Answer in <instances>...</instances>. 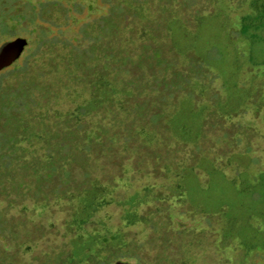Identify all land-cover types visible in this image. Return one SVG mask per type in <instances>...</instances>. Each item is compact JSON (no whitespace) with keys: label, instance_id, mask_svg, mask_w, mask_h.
Wrapping results in <instances>:
<instances>
[{"label":"rangeland","instance_id":"1","mask_svg":"<svg viewBox=\"0 0 264 264\" xmlns=\"http://www.w3.org/2000/svg\"><path fill=\"white\" fill-rule=\"evenodd\" d=\"M0 4V264H264V0Z\"/></svg>","mask_w":264,"mask_h":264},{"label":"water","instance_id":"2","mask_svg":"<svg viewBox=\"0 0 264 264\" xmlns=\"http://www.w3.org/2000/svg\"><path fill=\"white\" fill-rule=\"evenodd\" d=\"M25 45L26 40L24 38L4 42L0 46V70L18 58ZM112 264H128V262L117 260Z\"/></svg>","mask_w":264,"mask_h":264},{"label":"trees","instance_id":"3","mask_svg":"<svg viewBox=\"0 0 264 264\" xmlns=\"http://www.w3.org/2000/svg\"><path fill=\"white\" fill-rule=\"evenodd\" d=\"M2 6H3V4H0V10H2ZM27 19H29V18L23 17V18H21L20 20H18V22H20L21 20H27ZM89 217H90V215L88 216L87 220L89 219ZM87 220H85L84 223H86ZM251 238H253V237H251ZM262 250H264V243H263V249H262ZM98 252H99V251H98ZM94 254H95L94 256L89 255L88 258H89L90 260L87 258V259H86V262H87V261L89 262V261L95 260L94 257L96 258L98 255H97V252H95ZM99 254H100V252H99ZM122 255H123V254H121L120 256H122ZM120 256H116V257H120ZM98 261H100V262H97V264H103V263H105L107 260L101 258V260L99 259Z\"/></svg>","mask_w":264,"mask_h":264},{"label":"flooded vegetation","instance_id":"4","mask_svg":"<svg viewBox=\"0 0 264 264\" xmlns=\"http://www.w3.org/2000/svg\"><path fill=\"white\" fill-rule=\"evenodd\" d=\"M8 41H11V40H8ZM4 42H6V41H4ZM4 42H3V43H4ZM3 43H1L0 46H1Z\"/></svg>","mask_w":264,"mask_h":264}]
</instances>
